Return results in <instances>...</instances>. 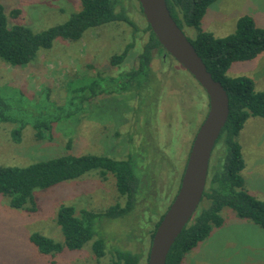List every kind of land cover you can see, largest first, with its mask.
I'll return each instance as SVG.
<instances>
[{"label": "rangeland", "instance_id": "obj_1", "mask_svg": "<svg viewBox=\"0 0 264 264\" xmlns=\"http://www.w3.org/2000/svg\"><path fill=\"white\" fill-rule=\"evenodd\" d=\"M0 3L6 7L10 26L16 22L10 13L18 8L22 20L19 24L35 32L62 24L81 9L80 0H0ZM121 7H125L137 29L115 22L87 31L77 42L57 39L51 49L41 50L35 60L21 68L0 59V102H5L6 112L17 121L29 123L22 130L20 143L11 137L15 124L0 125V167L25 166L63 155L70 139V151L74 154L132 157L139 178L136 208L125 217L95 222V237L106 244L103 258L94 255L93 241L81 250L65 249L56 255H44L29 237L39 232L63 242L56 222L60 205L75 206L77 215L83 209L101 212L116 204L124 206L126 198L119 194L113 175L109 174L105 180L92 173L49 189H36L38 210L31 214L11 208L0 195V264H110L115 250L138 254L139 264H147L151 235L178 192L209 100L177 61L155 54L149 78L135 80L128 92L102 94L85 101L81 112L65 117L71 98L82 94L74 90L99 77L119 80V75L137 67V57L148 40L144 31L148 23L138 0H122L117 10ZM244 15L252 16L264 27V0H217L203 17L201 29L222 38L235 31L238 18ZM219 17L222 20L212 23ZM183 32L191 39L197 34L194 28H184ZM128 44L133 47L124 64L111 66V56L121 53ZM232 66L227 72L230 77L248 76L258 92L264 91V53ZM104 84L102 78L98 88H104ZM77 102L78 98L74 100ZM59 107L63 108L59 111ZM58 111L60 117H51L55 119L51 139L47 136L37 139L31 126L33 119L38 114ZM238 139L245 161L242 172L245 186L257 199L264 200V119L251 116ZM218 145L212 152L213 162L221 155V150L216 149ZM205 205L206 201L199 208ZM221 215L223 226L214 228L186 257L196 264H264V229L255 224L249 227L229 222L231 215L237 217L229 207Z\"/></svg>", "mask_w": 264, "mask_h": 264}, {"label": "trees", "instance_id": "obj_2", "mask_svg": "<svg viewBox=\"0 0 264 264\" xmlns=\"http://www.w3.org/2000/svg\"><path fill=\"white\" fill-rule=\"evenodd\" d=\"M216 1L166 0L172 17L182 30L184 28L197 30L196 36L188 39L212 77L221 82L229 98L228 119L216 143V145L219 143L216 149L221 150V155L216 162L212 161L211 156L206 188L201 201V203L206 201V205L196 211L182 230L169 251L166 264H182L186 255L207 239L214 228L221 227L224 223L221 212L225 207L231 208L239 218L250 220L264 229V200L257 199L245 186L242 175L245 162L242 146L238 141L241 130L251 116L264 119V91L258 92L255 82L248 76L230 77L227 74L234 63L251 61L264 53V27H260L252 16L244 15L237 20L235 31L225 37H215L212 33L203 31L201 21L208 8ZM80 2L81 9L73 13L67 21L40 32L19 24L22 20L19 18L21 10L18 8L10 13L16 21L10 26L6 7L0 3V59L15 68H21L35 60L41 50L51 49L57 39L77 42L87 31L115 22H122L137 29L125 7L117 10L122 0ZM144 31L148 34V40L137 57V67L119 75V80L117 77H99L83 88L74 90L75 93H82L76 97L80 102L75 104L76 98H71L69 112L65 117L81 112L83 109L81 104L85 101L102 94L128 92L135 80L149 78L153 74L151 62L155 54L173 59L166 54L149 24ZM132 47V44H128L121 53L111 56V66L123 65ZM102 78L105 84L104 88L100 89L98 82ZM114 85L115 89L112 87ZM62 108L57 109L60 111ZM6 110L8 106L5 102H0V125L15 124L16 128L11 131V137L13 141L20 143L22 130L29 123L17 121V118ZM59 111L44 116L38 114V117L33 119L31 126L37 139L43 140L47 137L51 139V130L55 123V119L51 117H60ZM71 147L72 139L69 140L63 155L37 160L25 166H1L0 195L7 199L11 208L31 214L38 210L34 197L36 189H49L92 173H97L105 180L109 174L113 175L119 194L126 198L124 206L116 204L101 212L83 209L80 215H77L75 206L62 204L58 208L56 222L61 228L63 242L55 241L39 232H33L29 237L30 242L44 255H56L65 249L81 250L87 243L93 241L91 249L100 259L106 255V244L103 239L95 237V222L101 218H122L132 213L138 201L139 178L132 157L117 159L104 154H74L70 151ZM163 215L155 225L151 240ZM139 262L138 254L115 250L110 264Z\"/></svg>", "mask_w": 264, "mask_h": 264}, {"label": "water", "instance_id": "obj_3", "mask_svg": "<svg viewBox=\"0 0 264 264\" xmlns=\"http://www.w3.org/2000/svg\"><path fill=\"white\" fill-rule=\"evenodd\" d=\"M158 42L205 91L209 106L193 140L180 187L157 226L147 264H166L167 256L182 230L198 210L206 188L212 152L227 122L229 98L193 44L172 17L166 0H138Z\"/></svg>", "mask_w": 264, "mask_h": 264}, {"label": "crops", "instance_id": "obj_4", "mask_svg": "<svg viewBox=\"0 0 264 264\" xmlns=\"http://www.w3.org/2000/svg\"><path fill=\"white\" fill-rule=\"evenodd\" d=\"M239 19V18H238ZM203 20V19H202ZM218 20H222V17H219V18H216V19H214L213 20V22L212 23H216V22H218ZM216 31V30H215ZM216 37V36H215ZM233 66H231V68H232ZM230 68V69H231ZM230 69H229V71H230ZM237 77V76H236ZM257 85V84H256ZM239 137V136H238ZM239 140V139H238ZM243 154V153H242ZM245 162V161H244ZM237 216V215H236ZM229 222H232V223H239V224H243V225H245V226H249V227H254L253 225H254V223L252 222V221H250V220H247V219H242V218H239L238 216L237 217H235L234 215H231V217H230V220H229ZM256 225V224H255ZM223 226V225H222ZM257 226V225H256ZM259 227V226H258ZM182 264H196V263H194L192 260H191V258L190 257H185V259H184V262L182 263Z\"/></svg>", "mask_w": 264, "mask_h": 264}]
</instances>
